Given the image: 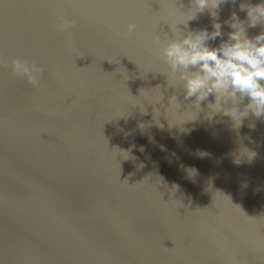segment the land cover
I'll return each instance as SVG.
<instances>
[{
    "label": "water",
    "instance_id": "1",
    "mask_svg": "<svg viewBox=\"0 0 264 264\" xmlns=\"http://www.w3.org/2000/svg\"><path fill=\"white\" fill-rule=\"evenodd\" d=\"M239 3L216 19L235 11L249 36L264 29ZM190 11L191 0H0V57L44 69L33 88L0 66V264H264V118L234 129L206 116L213 94L196 114L182 82L167 83V41L212 27L208 9L185 26ZM241 144L256 155L236 164Z\"/></svg>",
    "mask_w": 264,
    "mask_h": 264
},
{
    "label": "clouds",
    "instance_id": "2",
    "mask_svg": "<svg viewBox=\"0 0 264 264\" xmlns=\"http://www.w3.org/2000/svg\"><path fill=\"white\" fill-rule=\"evenodd\" d=\"M226 2L228 0H191V11L186 15L185 26L195 19L197 12L208 9L213 18L211 30L207 27L189 30L178 38L169 39L162 51L170 68L168 85L176 88L182 82L185 99L195 97L192 104L196 114L200 111V102L213 94L215 101L207 105L209 111L206 116L211 119L215 114L222 113L230 117L234 129H239L249 114L264 118V29L249 36L244 21L235 11L223 22L216 19L217 9ZM231 2L236 3V0ZM238 6L246 10L248 27H255L258 23L264 25V0L255 4L240 0ZM223 24L230 29L226 34L227 39L222 38L225 35ZM71 26L70 18H58L59 29L66 30ZM135 27V24H129L128 33L133 32ZM218 37H221L218 45L209 43ZM0 66L10 68L16 77L23 78L33 88L41 86L44 69L35 62L17 57L10 60L0 57ZM190 67L195 71H189ZM245 97L248 102L241 107ZM166 104L180 107L175 94L167 98ZM195 119L196 115L191 120ZM248 127L255 128V123L250 122ZM241 149L245 150L244 154ZM199 154L206 155L203 152ZM255 155L254 150L241 144L233 161L239 164L241 158L246 156L250 162ZM187 172L191 176L195 169H187Z\"/></svg>",
    "mask_w": 264,
    "mask_h": 264
}]
</instances>
